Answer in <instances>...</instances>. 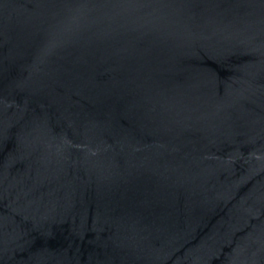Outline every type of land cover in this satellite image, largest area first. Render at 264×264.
<instances>
[{"label":"water","instance_id":"water-1","mask_svg":"<svg viewBox=\"0 0 264 264\" xmlns=\"http://www.w3.org/2000/svg\"><path fill=\"white\" fill-rule=\"evenodd\" d=\"M0 264H264V0H0Z\"/></svg>","mask_w":264,"mask_h":264}]
</instances>
